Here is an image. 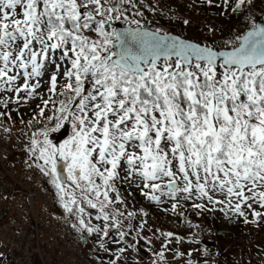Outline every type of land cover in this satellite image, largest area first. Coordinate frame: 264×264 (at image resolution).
Listing matches in <instances>:
<instances>
[{
	"label": "snow or ice",
	"instance_id": "snow-or-ice-1",
	"mask_svg": "<svg viewBox=\"0 0 264 264\" xmlns=\"http://www.w3.org/2000/svg\"><path fill=\"white\" fill-rule=\"evenodd\" d=\"M204 2L244 15L252 0ZM126 4L140 16V6L169 11L145 0H0V91L27 102L49 74L39 116L55 124L32 133L29 167L49 178L70 227L98 237V264H128L130 255L140 264L139 242H152L143 235L149 213L129 206L120 182L157 205L173 201V214L184 200L245 223L264 219L253 207L264 209V23L247 14L249 30L218 50L127 20ZM122 16L129 27H112ZM66 121L72 135L57 145L50 135ZM166 250L151 264H169ZM185 255L196 264L191 252L175 253Z\"/></svg>",
	"mask_w": 264,
	"mask_h": 264
},
{
	"label": "trees",
	"instance_id": "trees-1",
	"mask_svg": "<svg viewBox=\"0 0 264 264\" xmlns=\"http://www.w3.org/2000/svg\"><path fill=\"white\" fill-rule=\"evenodd\" d=\"M112 2L116 3L118 0H112ZM145 2L151 5H159L162 9H169V11L162 15L160 12H152L140 6L141 11H143V16H140L135 15V9L126 4L124 5L126 9L124 16L127 17V20H139L141 25H156L157 29L160 31L163 30L161 32L170 31L203 44L207 43L215 48L231 47L230 44L225 45V41L233 38L235 35L244 33L250 28L249 21L245 19L247 14L250 13L254 19L264 14V0H252L251 5L246 6L244 9V15L239 13L233 15L230 11L221 15V8L209 6L204 0H184V3L182 0H165L164 2H159L158 0H145ZM213 4L215 3L213 2ZM197 10L200 12L204 11V17L202 19L203 26L197 21L199 17L196 14ZM228 13L229 15H227ZM206 14H208V16H206ZM124 16H122L120 20L114 21L111 26L114 27L116 23H128L124 19ZM211 18L217 20L216 23L212 22L213 19ZM234 18H236L237 21H235ZM185 19L189 20L190 23L185 25L183 23ZM163 20H167V22H163ZM241 20H244L246 25L239 28V26L236 25L240 23ZM86 35L93 39L98 38L97 34L91 31L87 32ZM64 82L65 81L61 78L58 80V91L60 84ZM49 88L50 83L45 92L46 95L43 97L44 99L49 98ZM14 98L15 95L12 97H2L0 95V100L9 99L10 101L7 107L0 104V113H4V115H0V122L9 125L16 124L22 130L21 134L15 139L14 147L16 151L14 152V156L16 158L18 153H20L17 157V161H19L21 165L28 166L32 164V159L29 158L26 160L25 154L23 153V149L27 146L25 142L30 137V133L33 130V128L28 127V120H35V124L39 127H43L50 122L39 116V108L44 106L43 102L36 103L35 106L29 111H26L23 115L19 113L11 114L10 108L17 106V103L12 102L15 100ZM50 114L51 106L49 109L45 110V116ZM37 120L39 123H37ZM25 130H28L29 133L26 134L27 137L24 136V142L21 141V138ZM19 149L21 152H19ZM12 166H16L14 161H12ZM52 189L55 193L57 214L64 219L66 214L59 204L55 189L53 187ZM130 191L131 193L125 192L124 196L128 198L130 201L129 203H133V205L136 203L139 204L136 198V191L131 189ZM180 205L181 206L177 209V214H173L170 206L167 209H160L159 205L155 203L150 204L148 206V211H150L153 216L151 222L157 223L159 226L158 228L163 233H173L170 239L174 242L186 238L199 241L197 243L199 246L198 249L201 251L202 255H204L205 259V261H201L200 264H264V244L262 243V240H264V219L256 223H245L244 220H241L233 224L228 230H225L222 227L221 216L215 213L214 210H197L194 209L192 205L184 203H180ZM258 209L259 206L257 205L256 210ZM180 212H183L182 216L178 214ZM198 212L199 214H197ZM248 219L251 221L253 218ZM189 221L191 223H189ZM73 235L83 247L87 248L93 262L98 264L97 256L101 254L94 243L98 237L82 239L80 234L74 230ZM85 236H87L86 233ZM168 243L170 242L168 241ZM213 243H215V245ZM162 245H164V243L159 246H154L147 242L145 243V246L148 248L152 247L154 252L160 251ZM168 252L171 255L173 254L171 256L172 258H167L165 256L169 264H180V262L177 261L179 258L175 257V252H173L172 248L168 250ZM103 258L107 259L108 257L103 256ZM0 264H5L3 255H0ZM128 264H134V261L128 260Z\"/></svg>",
	"mask_w": 264,
	"mask_h": 264
},
{
	"label": "built area",
	"instance_id": "built-area-1",
	"mask_svg": "<svg viewBox=\"0 0 264 264\" xmlns=\"http://www.w3.org/2000/svg\"><path fill=\"white\" fill-rule=\"evenodd\" d=\"M5 157L1 164L5 167ZM41 174H0V248L7 264H92L52 215Z\"/></svg>",
	"mask_w": 264,
	"mask_h": 264
},
{
	"label": "rangeland",
	"instance_id": "rangeland-1",
	"mask_svg": "<svg viewBox=\"0 0 264 264\" xmlns=\"http://www.w3.org/2000/svg\"><path fill=\"white\" fill-rule=\"evenodd\" d=\"M159 2H164L165 0H158ZM182 2L184 3V0H182ZM214 3H217L219 2V0H213ZM182 4V3H181ZM180 4V5H181ZM200 11H196V14L198 17V20L200 25L203 26L202 24V19H203V15H204V11L200 12ZM126 13V11H125ZM227 13V12H226ZM229 15V13L227 14ZM263 15V14H262ZM206 16H208V14H206ZM202 17V18H200ZM230 17V16H228ZM197 19V18H196ZM213 19V18H211ZM214 20V21H213ZM212 22L216 23L217 20L213 19ZM235 21L236 18H234ZM163 22H167V20H163ZM246 25V22L244 20H241L240 23H238L236 26H239V28H241V26H245ZM155 27L157 28V26L155 25ZM238 28V29H239ZM163 31V30H161ZM169 32V31H168ZM163 33V32H162ZM52 67V68H51ZM49 68V73L51 71H54V66H51ZM60 79V77H58V80ZM18 84H23V80H20L17 82ZM50 83V80H49V74H45L43 76V79L41 80V86L37 89V95L30 98V99H27V102H23V100L20 102V103H17V106H14L12 108H15V114H20V115H23L26 111H29L33 106H35L36 103L38 102H42L43 101V97L46 95L45 92L47 90V87H48V84ZM0 95L2 97H9V96H14L15 93L12 92V91H8V92H3V91H0ZM20 96L21 97H25L26 94L24 92H21L20 93ZM10 99V98H9ZM15 99V98H14ZM47 99V98H46ZM10 108V110L12 109ZM12 111V110H11ZM31 121V125L28 123V127L30 128H33V130L31 131L30 133V137L32 135V133L34 131H36L38 128H41L39 126H37L35 124V120H28V122ZM37 123H39V121L37 120ZM55 124V122H50L48 123V126L49 127H53ZM16 125V124H15ZM17 126V125H16ZM18 127V126H17ZM19 128V127H18ZM4 129V127L2 128ZM7 129V128H5ZM22 130L19 128V134H21ZM27 133H29L28 130H25L23 131V136L21 138V141H24L25 140V137H27ZM72 135V128H71V124L69 122H65L64 123V126L57 132L55 133H52L50 135V138L53 140L54 143H56L57 145L63 143L66 139H68L70 136ZM30 137L27 139V141L25 142L27 144V146L23 149V153L25 154V157H26V160L29 159V152H28V148L30 147ZM15 144V142H14ZM18 150V149H17ZM20 150V149H19ZM13 151H16V150H13ZM21 152V150L19 151ZM15 154V153H14ZM14 154L9 150V148L7 147V150L6 148H4L3 146L0 147V159H2L3 157L7 156L9 158H11L12 161H14L15 163V170L17 172L19 171H22L23 168H24V165H21L19 161H17V157L19 156L20 153H18L17 157L15 158ZM19 162V163H18ZM63 162V161H62ZM29 166V165H28ZM10 171L9 172L10 174L12 173L14 175V171L12 168H10ZM15 171V172H16ZM5 168L1 165L0 163V174H4V175H8L9 174ZM123 172H121V175L123 176ZM121 183V187H120V190H121V193L124 195L125 192H129L131 193V191L129 190V188H135L136 189V198H137V201H139L140 203L139 204H134L133 203H129L130 201L128 200V203H129V206L130 207H134L136 209H140V208H143L145 209L148 213H149V216L147 217L148 219V227L151 228V231H144L143 232V235L145 237H151L152 238V242H151V245H154V246H159L161 245L162 243H167V249L170 250L172 248L173 252H183L185 254H187L188 252H191L192 253V256H191V259H193L196 264H200L201 261H205L204 259V255H202L201 251L198 249V242L197 240H192L191 238H186V239H181V241H176L174 242L173 240H171L170 238H165L164 236L161 235V233H163L158 227V224L157 223H153L151 222V219H152V213L150 211H148V206L150 204H153V202H150L148 201L144 196L141 195L140 193V190L138 188H136L134 185L133 186H129L128 184L126 183H123V182H120ZM220 199H223V197H220ZM173 201H167L165 202L164 204L162 205H159L160 209H167L169 208V206L171 207V203ZM199 202V201H197ZM180 203H184V204H187V205H192V201H184V200H181L179 201V204ZM253 207L255 209H257V205L254 204ZM215 213H217L219 216H221L222 218V227L225 229V230H228L233 224H235L236 222L238 221H241V220H244L243 218L239 217V216H230V215H225L224 212L220 211V210H214ZM258 211H261V212H264V209H261L259 207ZM156 213V212H155ZM157 214V213H156ZM158 215V214H157ZM248 218H252L251 217V213L249 212L248 213ZM150 219V220H149ZM139 222V218L138 220L136 221V223ZM157 229H159V231H157ZM131 239V238H129ZM202 240V239H201ZM168 241L170 243H168ZM147 241L145 240H141L139 242V248H140V252H139V255L136 256V259L141 263V264H145V263H148L147 262V258L148 257H152L151 259H154L153 257V252H154V249H152V247L148 248L147 246H145V243ZM202 242V241H201ZM262 243L264 244V240H262ZM170 244V245H169ZM215 245V243H213ZM110 247H112V245H110ZM162 248V247H161ZM168 250L165 251V256L167 258H172L171 254H169ZM178 258V257H177ZM189 259V257L187 255H185L184 257H180L179 260H177L178 262H180V264H185V261ZM128 260H133L132 256L130 255ZM149 260V259H148ZM207 261V260H206ZM205 263V262H204Z\"/></svg>",
	"mask_w": 264,
	"mask_h": 264
},
{
	"label": "water",
	"instance_id": "water-1",
	"mask_svg": "<svg viewBox=\"0 0 264 264\" xmlns=\"http://www.w3.org/2000/svg\"><path fill=\"white\" fill-rule=\"evenodd\" d=\"M256 22H257V23H264V15L258 17L257 20H256ZM127 27H129V24H124V23H117V24H115V28H117V29H124V28H127ZM132 27H135V26L132 25ZM144 27H147L149 30L156 29L155 26H150V25H147V26H144ZM169 34H170V35L179 36V35L174 34V33H169ZM179 37H181V36H179ZM181 38H183V37H181ZM184 39H186V38H184ZM190 41H191V40H190ZM194 42H195V41H194ZM214 49H215V48H214ZM114 50H116V49H114ZM218 50H219V49H218ZM220 50H230V48H224V49H220ZM60 172H61V175H63V176L66 177V174H65L63 168L61 169Z\"/></svg>",
	"mask_w": 264,
	"mask_h": 264
},
{
	"label": "flooded vegetation",
	"instance_id": "flooded-vegetation-1",
	"mask_svg": "<svg viewBox=\"0 0 264 264\" xmlns=\"http://www.w3.org/2000/svg\"><path fill=\"white\" fill-rule=\"evenodd\" d=\"M87 211H90L93 214V219L95 215L97 214V211H94L93 209H87Z\"/></svg>",
	"mask_w": 264,
	"mask_h": 264
}]
</instances>
